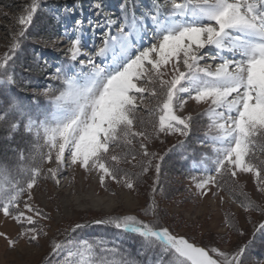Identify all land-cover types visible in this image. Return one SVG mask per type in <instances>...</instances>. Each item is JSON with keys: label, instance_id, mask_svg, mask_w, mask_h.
Listing matches in <instances>:
<instances>
[{"label": "snow or ice", "instance_id": "1", "mask_svg": "<svg viewBox=\"0 0 264 264\" xmlns=\"http://www.w3.org/2000/svg\"><path fill=\"white\" fill-rule=\"evenodd\" d=\"M40 7L41 0L24 7L11 48L0 58L4 138L12 141L15 134L26 133L30 144L27 152L11 148L12 168L0 164V173L15 172L10 190L0 187V213L5 223L19 226L16 237L0 231V238L10 248L21 239L39 247L41 236H47L40 221L51 217L33 203L34 189L42 179L59 186L66 170L79 167L86 173L96 171L106 190L108 178L132 192L138 176L154 169L152 199L143 208L150 221L132 214L94 221L140 238L137 255L146 256L144 261L114 241L109 248L102 240L71 236L89 226L76 223L64 230L65 240L51 243L44 257L47 264H251L257 234L264 236V222L252 239L230 253L200 246L162 223L156 196L164 191L161 173L166 153L150 151V145L176 135L183 139L173 148L186 150L196 121L179 113L189 101L206 104L203 115L210 123L205 137L213 155L202 154L204 167L189 174L188 191L199 198L210 192L215 196L212 190H223L224 178L235 183L238 174H251L256 190L264 193V159L258 155L264 154V0H151L139 14L136 0H124L119 15L108 11L103 0H94L96 19L85 21L81 12L60 37L50 38L53 49H62V59L57 58L58 64L45 61L44 68H51L45 74L57 84H47L39 93L48 106L41 109L34 98L33 109L11 94V86L17 84L16 52ZM80 7L75 4L73 13ZM43 43L49 46V41ZM141 111L148 118L140 116ZM110 149L113 154L108 155ZM138 157L136 175L118 166ZM45 164L52 166L45 171ZM241 206L264 215V206L251 201ZM226 225L235 228L227 218ZM255 264H264V258Z\"/></svg>", "mask_w": 264, "mask_h": 264}, {"label": "rangeland", "instance_id": "2", "mask_svg": "<svg viewBox=\"0 0 264 264\" xmlns=\"http://www.w3.org/2000/svg\"><path fill=\"white\" fill-rule=\"evenodd\" d=\"M79 1L41 0V7L34 17L32 26L27 30V39L22 38L21 40V47L17 50L15 57L17 84L11 86V94L17 96L24 104L31 105L33 109L36 107L34 98L39 102L41 109L48 106L46 98L39 93L47 84L54 86L57 84L49 81L45 74L51 70H41L37 66V62L42 66L45 61L48 64H58L57 58L62 59V49H53L50 46V38L60 37L64 29L71 26L74 17L81 18V12L85 21L89 17L96 19L92 14L91 6L81 5L82 7L76 8L73 13V6ZM112 1L116 4L120 2V0H104L107 10ZM143 1L146 6L140 8V5H137L138 14L146 7H150L147 0ZM30 3L31 0H0V58L9 52L13 36L20 27L18 18L24 7ZM65 7L69 9L68 12H65ZM111 13L119 15V12ZM59 26L60 32L56 36ZM43 41H49V46H46ZM29 67L32 71L24 70ZM2 88L3 86L0 85V89ZM148 107L152 108L154 105L150 104ZM207 107L206 104L197 105L194 101H189L179 113L180 115H191L196 121L192 134L185 141L188 146L186 150L173 148L178 140L183 139L176 135L162 137L163 142L157 139L151 143L150 151L161 155L166 153L161 173V185L164 191L156 196V200L162 215V223L169 226L174 233L195 241L200 246L217 247L230 253L252 239L255 228L264 222V215L260 212L245 211L241 206L247 204L248 201L264 206V193L256 190L257 185L251 174H238L235 183L224 178L227 179V183L223 190L215 188L212 190L216 192L215 196L210 192L208 196L199 198L188 191L191 187L188 180L189 174H198L204 167L200 163L203 158L202 154L213 155L211 141L205 137L210 123L208 117L203 115ZM139 115L148 118L144 111H141ZM153 118L158 119V116ZM5 135L4 128L0 126V156L4 164L12 168L15 164V154L11 148L19 146L27 152L30 149V144L26 143L29 138L26 133L23 135L17 133L12 141H8L4 138ZM116 151L122 154L120 149ZM111 154L113 153L110 149L108 155ZM258 155L264 159V154L258 153ZM140 159L138 157L137 161L132 163L122 160L118 166L136 175L140 173ZM132 164H136L137 167H133ZM50 166L52 165L45 164V171ZM1 175L3 173H0ZM14 175L15 172H11L1 177L0 187L10 190L9 181ZM154 178V169L140 174L136 181L137 188L132 192L108 178H106L108 185L106 190L100 186L99 174L96 171L86 173L79 167L66 170L59 186L51 180L42 179L39 187L34 189L33 203L51 217L50 220L40 221L47 236H41L38 242L39 247L21 239L15 248H10L3 238H0V264H47L44 257L50 252L51 243L54 240H65L64 230L76 223L89 226L83 230H77L76 233H71V236L90 242L102 240L109 248L113 246L114 241L117 246L126 249L133 258L144 261L146 256L137 255V250L141 246L140 238L121 234L113 226L95 224L94 221L124 214L137 215L138 219L145 222L150 221L152 217L145 216L143 208L146 206V201L150 202L152 199L151 187ZM192 192H195L194 188ZM226 218L235 224V228H229L226 225ZM0 231L10 237H16L19 226L11 221L5 223L0 213ZM241 232L243 235L240 234ZM260 258H264V236L257 234L255 248L250 257L251 264H255V260Z\"/></svg>", "mask_w": 264, "mask_h": 264}, {"label": "trees", "instance_id": "3", "mask_svg": "<svg viewBox=\"0 0 264 264\" xmlns=\"http://www.w3.org/2000/svg\"><path fill=\"white\" fill-rule=\"evenodd\" d=\"M0 164H4V160H3V158L1 156H0ZM5 175H8V174H3V175L0 176V178L5 176Z\"/></svg>", "mask_w": 264, "mask_h": 264}]
</instances>
